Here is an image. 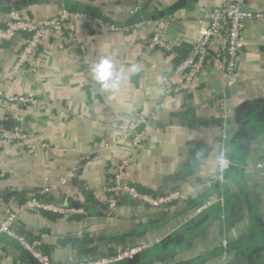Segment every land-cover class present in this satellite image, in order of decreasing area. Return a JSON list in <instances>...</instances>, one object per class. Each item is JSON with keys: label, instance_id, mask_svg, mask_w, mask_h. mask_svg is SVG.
<instances>
[{"label": "crops", "instance_id": "obj_1", "mask_svg": "<svg viewBox=\"0 0 264 264\" xmlns=\"http://www.w3.org/2000/svg\"><path fill=\"white\" fill-rule=\"evenodd\" d=\"M220 1L0 0V25L11 11L39 21L63 9L121 27L145 22L127 33H92L78 23L83 52L76 45L60 47L48 35L34 64L4 86L8 94L31 95L42 104H0V126L21 130L35 147L0 143L2 195L24 199L55 184L58 189L47 202L82 210L22 211L12 201L18 231L39 241L53 263L77 264L112 255L118 245L145 242L146 250L118 264H264V173L256 167L264 162V24L245 22L238 73L226 83L211 60L198 82L187 84L173 71L200 36L199 20ZM230 1L250 11L264 9V0ZM153 32L163 34L175 55L145 54L144 40ZM21 40L17 34L0 43V70L12 68ZM102 58L123 73L117 91L100 88L93 78ZM167 85L184 89L167 95ZM222 94L225 117L219 105ZM147 113L154 118L139 126L144 138L138 146L119 140L113 122ZM128 154L125 184L154 196L179 190L187 201L153 210L120 196L111 211L106 187ZM222 155L229 167L220 186L214 178ZM220 187L222 207L214 205L188 218L194 206ZM0 255L5 264H30L5 236H0Z\"/></svg>", "mask_w": 264, "mask_h": 264}, {"label": "built area", "instance_id": "obj_2", "mask_svg": "<svg viewBox=\"0 0 264 264\" xmlns=\"http://www.w3.org/2000/svg\"><path fill=\"white\" fill-rule=\"evenodd\" d=\"M248 20L264 24V9L250 11L244 9L239 3L231 2L230 0H221L219 5L212 8L204 19L199 20L200 36L190 44L186 56L174 66V74L179 76L183 75L187 84L198 82L205 68L206 61L211 60L214 68L220 72L225 83L233 79L238 73L239 54L245 47L243 30L245 22ZM78 23L84 24L92 33L98 31L127 33L145 22L134 24L130 27H121L90 13L71 12L66 9H63L60 13L52 17L32 21L19 16L15 11H11L8 19L4 24L0 25V43L10 41L17 34L22 35V40L21 47L15 55L12 68H2L0 70V104L1 102L35 106L42 104L40 99L31 95L18 96L8 94L4 86L17 75L21 74L26 68L34 64L35 58L38 56L42 46H44L48 35H51L55 43L60 47L76 45V48L83 52L84 46L77 42L76 25ZM144 43L145 54L160 52L164 55H175L173 45L166 41L161 32L149 34L146 36ZM164 83H168L166 79H164ZM182 89H184V86L171 87L167 85L166 94L178 93ZM219 105L221 116L225 117L226 109L223 94L219 99ZM153 118L154 113H147L146 115L138 116L123 123L113 122L111 127L119 131V140L129 143L134 148L144 138L143 132L139 131V126L147 125ZM2 142H19L28 149L35 148L30 144L27 135L17 128H4L0 126V143ZM40 147L46 148V145L41 144ZM130 162V154L124 156L115 167L114 175L106 187V193L108 194L107 204L111 211L116 208L120 196L138 201L153 210H163L174 202L187 201V194L179 190H172L164 196H154L140 192L135 186L125 184L124 175ZM228 167V161L222 155L219 171L214 178V181L220 186L223 184L224 172ZM256 167L264 173V162L257 164ZM64 183L65 181L60 182V184ZM220 188L217 194L206 198L194 206L189 211L188 218H193L214 205L222 207L225 196L222 187ZM57 189V185L50 184L31 192L24 199L21 195H12L8 198L3 196L0 191V207L2 208L0 216V236L11 239L40 264L55 263L43 251L39 241L30 240L18 231L16 226L18 215L11 208V203L12 201L18 202L19 208L22 211H42L54 214L82 213L81 209H63L51 202H47L46 200L50 199L51 195ZM74 200L76 201L75 198ZM147 248L148 245L145 242L129 246L118 245L112 255L77 264H118L124 260H131ZM0 264H5V258L1 255ZM67 264L75 263L69 262Z\"/></svg>", "mask_w": 264, "mask_h": 264}, {"label": "clouds", "instance_id": "obj_3", "mask_svg": "<svg viewBox=\"0 0 264 264\" xmlns=\"http://www.w3.org/2000/svg\"><path fill=\"white\" fill-rule=\"evenodd\" d=\"M92 75L99 87L104 90H119L123 80V73L115 71L113 63L107 58H102L97 63L93 68Z\"/></svg>", "mask_w": 264, "mask_h": 264}, {"label": "water", "instance_id": "obj_4", "mask_svg": "<svg viewBox=\"0 0 264 264\" xmlns=\"http://www.w3.org/2000/svg\"><path fill=\"white\" fill-rule=\"evenodd\" d=\"M16 244V243H15ZM17 247H19V249H21L23 251V253L26 254V256L29 259L30 264H40L37 260H35L33 257H31L23 248H21L18 244H16Z\"/></svg>", "mask_w": 264, "mask_h": 264}, {"label": "trees", "instance_id": "obj_5", "mask_svg": "<svg viewBox=\"0 0 264 264\" xmlns=\"http://www.w3.org/2000/svg\"><path fill=\"white\" fill-rule=\"evenodd\" d=\"M92 15H93V14H92ZM187 52H188V51H187ZM185 56H186V55H185ZM185 56L181 57V59H183ZM181 59H180V60H181ZM180 60H179V61H180ZM179 61H178V62H179ZM178 62H177V63H178ZM26 237H27V236H26ZM27 238H28V237H27Z\"/></svg>", "mask_w": 264, "mask_h": 264}]
</instances>
